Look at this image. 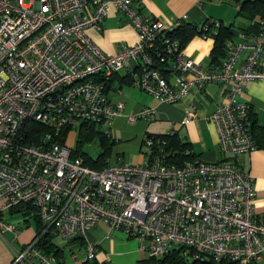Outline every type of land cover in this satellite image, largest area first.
<instances>
[{"label":"built area","instance_id":"2783aa9c","mask_svg":"<svg viewBox=\"0 0 264 264\" xmlns=\"http://www.w3.org/2000/svg\"><path fill=\"white\" fill-rule=\"evenodd\" d=\"M139 1L0 0V214L28 203L41 223L40 234L12 250L8 264H58L40 249L39 236L71 240L98 224L135 239L148 257L179 250L190 264L260 261L264 216L252 212V177L234 164L193 158L176 165L166 142L152 136L142 140L149 152L139 164L105 160L92 168L65 146L66 132L83 124L103 126L110 137L123 104L106 90L122 73L130 87L165 104L208 83L226 85V100L208 114L217 147L233 157L254 148L250 106L237 97L246 82L264 78V17L251 21L256 32L236 30L224 42L219 65L203 66L172 36L180 18L163 24L143 17ZM109 8L136 34L113 54L86 34L101 29ZM209 24L216 33L219 23L207 19L196 27L201 38L209 37ZM194 115L186 112L183 122ZM152 119L147 107L125 116L130 124ZM2 231L18 229L0 218ZM85 251L86 261L95 246L87 242Z\"/></svg>","mask_w":264,"mask_h":264},{"label":"crops","instance_id":"0c3cea01","mask_svg":"<svg viewBox=\"0 0 264 264\" xmlns=\"http://www.w3.org/2000/svg\"><path fill=\"white\" fill-rule=\"evenodd\" d=\"M135 7L143 17L163 24H167L171 19L180 18L181 24L186 27L201 25L207 19L216 20L222 27H234V19L239 16L238 4L230 0H140ZM254 19H247L246 24L238 23L236 30L254 31V26L250 24ZM86 34L101 51L107 54L116 52L120 42L132 44L136 39L132 25L118 16L113 8L108 9L99 31L87 29ZM190 34L189 38L181 43L185 56L201 62L203 66L210 65L212 39L201 38L197 33ZM226 87L219 83H208L198 93L189 92L180 101L165 104L130 87L124 74L120 73L111 78L106 94L110 100L123 104L120 118L124 120L126 115L139 112L143 108L153 109V119L141 120L143 122L138 124L139 134L142 132L145 136L167 134L172 130L178 141L186 144L187 149L196 158L205 162H227L247 172L253 180L252 212L255 216L262 217L264 216V149L254 147L237 157L222 154L217 147L214 127L208 120V114L214 106L226 100ZM237 100L246 102L250 106L256 125L264 128V78L246 82ZM186 112L195 115L194 118L183 122ZM110 139L114 143V139L112 137ZM105 160L108 162L107 157ZM19 215L22 217V212L16 210H7L0 214L4 222H10L18 229L16 235L9 231L0 232V264H8L12 250L19 249L34 237V221V228L31 231L27 229V217H23V221L19 222L17 219ZM13 219L16 220L12 221ZM87 242L95 246V252L93 257L85 262ZM65 243L63 247L53 243L56 249H60L59 256L52 254L58 264H136L148 257L138 248L135 239L103 224H98L85 231L82 236ZM258 264H264V249Z\"/></svg>","mask_w":264,"mask_h":264},{"label":"trees","instance_id":"16d2710c","mask_svg":"<svg viewBox=\"0 0 264 264\" xmlns=\"http://www.w3.org/2000/svg\"><path fill=\"white\" fill-rule=\"evenodd\" d=\"M234 4H238L237 14L241 17H244L248 20H252L255 17L256 19L264 17V0H230ZM255 20V19H254ZM205 22V21H204ZM198 26V25H197ZM197 26H190L186 27L184 24H181L179 21V25L173 30L172 36L176 38L179 42L181 47V43L188 39L191 35L190 33H197L196 27ZM240 30V29H238ZM211 25L209 24L206 28V33H208L209 38L212 39V48L210 50V56L212 62L209 63L210 65H219L220 61L224 56V42L228 39H231L235 34L236 28L231 27H222L218 25L215 34H211ZM256 29L254 27V31ZM182 48V47H181ZM219 59V60H217ZM32 128L35 130H41L38 124L31 123ZM250 132L253 138V145L254 147L264 149V128H261L256 125L255 119L251 114V122H250ZM97 133L100 135V132L94 128L93 125L83 124L79 127L77 131V140L75 142V148L72 149V157H78L84 164L92 168H99L103 164H105L104 160L107 157V154L110 153V144H113V141H110V137L104 136L101 134V145L103 146V151L95 157V159H91L85 153L79 151V146L84 140H89L90 137ZM62 133L61 135H63ZM146 136H152L154 138L162 139L166 142L167 149L171 150L174 155L172 157V161L176 165H180L184 160L196 158L192 153L191 154H183V151L187 149V145L178 141L175 134H147ZM36 137V136H35ZM31 140H34V136H30ZM109 139V141H108ZM22 212L23 217H31L35 223V233L34 236H38L41 232V223L38 218L37 210L32 205L25 203L16 206L15 208L10 209ZM26 221V220H25ZM76 238V237H75ZM73 238V239H75ZM72 240V239H71ZM38 246L46 253H51L54 256H59L60 249H56V246L52 243L51 237L46 234H41L37 241ZM86 262V261H85ZM186 261L184 257L180 255L179 250H173L163 255L160 258H153V257H146L140 260L136 264H185ZM191 264H214L211 260H204V261H193ZM219 264H235L229 260H221Z\"/></svg>","mask_w":264,"mask_h":264},{"label":"rangeland","instance_id":"374dc122","mask_svg":"<svg viewBox=\"0 0 264 264\" xmlns=\"http://www.w3.org/2000/svg\"><path fill=\"white\" fill-rule=\"evenodd\" d=\"M28 2L29 0H24V3ZM246 20L247 19H244L240 16L235 17L234 27L237 28L236 25L238 23L246 24L248 22ZM142 122L143 121L138 120L135 122V124H129L124 119L120 118V116L115 117L112 120L110 125V137L114 139V143L110 144V153L107 154L109 163H114L117 160L123 163L139 164L144 160V158H146L149 149L142 143L145 135L143 132L139 134L140 128L138 126V124ZM105 129V127L101 126L99 128L100 135L94 133L89 140H84L79 146V151L85 153L91 159H95V157H97V155L104 149L101 145L100 137L102 134L101 131H104ZM76 140L77 131L72 129L68 130L64 140L65 146L74 149ZM17 219L19 222H22L23 216L21 217L19 215ZM14 220L16 219H13L12 221ZM27 220V229H31L32 231L34 228L33 220L31 217H27ZM51 241L52 243L63 247L66 244L65 242L68 240L62 239L59 236H52ZM145 255L148 256L147 253Z\"/></svg>","mask_w":264,"mask_h":264},{"label":"water","instance_id":"95a60500","mask_svg":"<svg viewBox=\"0 0 264 264\" xmlns=\"http://www.w3.org/2000/svg\"><path fill=\"white\" fill-rule=\"evenodd\" d=\"M185 264H190V263H185Z\"/></svg>","mask_w":264,"mask_h":264}]
</instances>
